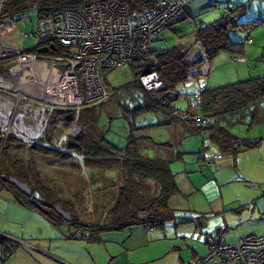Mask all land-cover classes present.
I'll list each match as a JSON object with an SVG mask.
<instances>
[{
  "label": "rangeland",
  "instance_id": "obj_1",
  "mask_svg": "<svg viewBox=\"0 0 264 264\" xmlns=\"http://www.w3.org/2000/svg\"><path fill=\"white\" fill-rule=\"evenodd\" d=\"M186 1L184 9L188 18L166 28L154 39L153 48L173 47L178 46L182 42L186 43V61L189 63L205 57L203 47L198 41V30L201 23H213L215 20L223 17L228 8L236 10L239 6H248V11L242 8L237 10L241 15L240 19L235 21L238 26L229 30L230 41L243 45L244 52L242 50V54L246 56L247 60L232 62L231 57L235 56L236 52L228 51V49L223 50L211 62H207L202 66V73L200 75L192 76L187 83L178 86L177 99L173 102V105L181 110H186L189 104H191L194 106V110L197 111L194 95L200 91L202 86L214 88L253 77L264 76V60L261 59L264 53V0ZM7 20L14 25V29L4 34L1 33V39L5 47L13 50H26L37 44V39L32 36L38 29L39 17L37 9L31 8L14 13ZM24 34H31V36L25 37ZM247 38L252 39V43L245 44ZM223 61L232 65L231 68H225L222 71L226 74L233 72L232 80H227L228 76H224L222 79L219 78L218 76L222 74L220 69L217 71L219 73L218 76H212L214 69L218 67L217 64H222ZM238 66H241L243 71L237 72L236 67ZM102 77L110 95L103 102L97 103L101 105L98 106L101 114L99 134L104 135V137L116 145L122 146L126 144L131 132L127 120L130 118L124 116V112L120 107V101L128 102L131 106H135L142 99L138 92L128 94L123 89L115 91L120 85L132 79L133 75L129 66L106 68L102 73ZM23 83L27 84L25 80ZM62 94L63 92L61 91L52 92L48 96L38 94V97L31 98L35 100L34 103L27 105V103L23 102L22 105L20 104L15 111V133L13 135L19 139L23 135L27 144H31L32 141H38L42 137L44 130L49 128V116L52 115L51 111L53 108L62 107L66 109L79 107L78 103H75L74 100L68 99L62 101ZM13 103L14 98L12 96L0 91V110H5V115L0 112L1 116H6L9 107ZM67 103H70V105ZM58 117L63 118V115H59ZM135 119V124L138 126L161 122V124L144 131L145 136L151 139V141L149 140L150 142L145 141L141 143L142 151L145 155L169 158L174 154L175 150L176 154L177 151L181 153L179 158H174L170 162L171 170L175 174L179 188V193L172 195L169 200L170 206L176 210V220H182L184 216L191 215L188 214L191 211H186L188 209L201 208L203 211L214 210L218 213H211L209 225H207V230L204 231H215L216 228L227 224L230 228L226 231L225 240L229 243L235 242L241 236L250 234L264 235V212L259 213L258 210L254 211L251 206L253 201H260V204H263L264 195L247 194L245 188L238 181L234 180L238 175L236 158L225 154L222 155L224 159H220L217 162V165L220 164L221 168L224 167L221 174L229 182L225 183L222 190L223 194H212V188L207 189L209 194H197L198 189L203 191L209 178L215 179L219 177L218 173L221 168L215 170L216 168L206 166L203 164L201 158L203 153L206 156L219 154L220 152L216 144L208 136L203 138L202 134L195 132L192 126H190L191 129L189 125L187 126L183 121H180L175 128L182 130L185 133V137L182 141H176L177 145L166 149L163 145L159 144L170 140V134L165 127L168 123L163 112L143 113L136 116ZM216 119L218 123L228 128L234 135L244 138L260 137L264 134V99L254 102L237 112L229 113L224 117L218 116L217 118L216 116ZM62 121L61 119L60 125ZM77 125L73 121L71 128L65 135L56 136L53 143L54 146L66 152L67 147L63 144L62 139L73 130H76ZM80 126V131L73 136L77 137L81 135L84 126ZM188 130H191V132ZM174 139H177V136H174ZM258 139H262L261 142H264V136ZM155 142L159 143L155 144ZM261 148H264V144ZM261 148L258 150H263ZM245 152L243 151L241 154H246ZM30 155L31 153L27 147L22 149L12 148L8 154V158L10 161L16 156L27 158ZM72 155V159L59 160L53 157L45 158L34 154L33 159L39 170V177L48 184L51 192L57 198L70 200L73 203L74 211L78 213L79 218H82L81 220L85 222L95 220L96 223L107 221L109 210L116 201L118 187L125 183L123 173L117 168L104 169L99 166H85L81 155H75V153ZM246 156L239 157L240 161H252L258 157V154L255 157ZM224 160H228L230 163L224 164ZM214 170L215 172H213ZM239 174L243 175L240 172ZM254 174L261 181H264V167H257ZM136 179L142 184L139 176H136ZM148 182L149 180L144 179L143 187L148 186ZM40 194L37 193V196H41ZM12 197L11 192L0 190V231H7L21 237L24 230L21 229L22 225L17 222L18 220L23 221L27 231L26 238L29 239L32 237V233H34L31 232L34 230L33 228L35 230L38 229L40 220L47 222V219L42 217L41 214L34 215L36 213L27 211L25 208L20 207L21 205H16ZM227 214L230 220H225V222L223 216ZM30 216H38L39 221L31 219ZM192 225L194 226L193 223ZM66 229L68 228L66 227ZM54 230L57 232L59 228L55 227ZM34 235L38 234L35 232ZM195 237L198 238L199 233ZM199 242L203 244L202 238H200ZM204 251H206L204 252V255H206L208 252V245L206 243ZM11 264H15V261Z\"/></svg>",
  "mask_w": 264,
  "mask_h": 264
},
{
  "label": "trees",
  "instance_id": "obj_2",
  "mask_svg": "<svg viewBox=\"0 0 264 264\" xmlns=\"http://www.w3.org/2000/svg\"><path fill=\"white\" fill-rule=\"evenodd\" d=\"M89 1L93 0H6L0 10V21L6 20L14 13L31 8L37 9L40 19L50 15L55 10L73 7ZM119 1L127 3L133 9L153 5L152 0ZM246 6H239L236 10L228 8L223 17L213 23H201L198 30V41L203 47L205 57L189 63L186 61V51L177 46L153 48V58L150 61H134L128 65L133 77L130 81L116 88L115 91L123 89L128 94L138 92L142 101L135 106L120 101L124 116L130 118L127 120L131 133L126 144L118 146L109 141L104 135L99 134L101 114L98 106L101 105L98 104L82 105L79 111L76 110L78 107L54 108L51 111L52 115L49 116L51 128L50 126L46 128L42 137L38 141H32L31 144L10 135L7 144L4 146L0 132V190L11 192L12 199L17 204L31 210H37L56 227L69 226V237L71 238L80 235V237L87 236L90 240H96L103 232L120 231L135 224H146L150 227L162 228L167 221L175 219V210L169 205L171 196L179 192L178 182L170 167V162L174 159V156L165 158L164 156L150 157L145 155L141 143L150 142L151 139L145 136L144 131L160 123L138 126L135 124V117L143 113L163 112L177 118L174 111H186L192 114L199 112L204 117L209 118L206 126L207 136L216 144L222 155H231L236 158L239 153L258 146L262 139H240L228 128L218 123L216 116L217 118L218 116L224 117L229 113L246 108L254 102L263 100L264 76L214 88L204 87L202 103L197 107V111L194 110V106L191 104L186 110H181L173 105V102L177 99L178 86L187 83L192 76L200 75L202 73L201 68L205 63L211 62L213 58L226 49L231 52L242 53L243 45L230 41L229 30L238 26L235 21L240 19L241 15L237 10L241 8L245 10ZM236 14H239L238 19H234ZM203 25L205 26L202 27ZM46 45L42 47L36 45L26 50L37 53L40 57L70 56L71 49L62 47L58 42H54L55 50L51 48L45 51L40 50ZM261 59L264 60V53ZM12 65L13 62L10 60H1L0 76L9 73ZM152 71L158 72L163 81V87L160 90L148 92L144 90L140 82V75ZM59 115H63V118H59ZM61 119L63 121L60 125ZM73 121L84 126V130L77 137L69 134L62 139L63 144L67 147V151L64 152L54 146V139L56 136L65 135L71 128ZM193 129L197 133L199 132V130ZM160 145H163L164 148L170 147L168 143ZM24 147L28 148L31 153L30 157L16 156L9 161L8 154L12 148L22 149ZM73 153L83 157L82 160L85 166H99L104 169L117 168L123 173L125 183L118 187L116 201L109 210L107 221L100 223L94 221L91 223L81 220L78 213L74 211L73 203L70 200L57 198L51 192L48 184L39 177V170L33 159L34 154L45 158L53 157L59 160H69L73 158ZM180 156L181 153L177 152L175 158ZM136 176L141 178L142 184L138 182ZM13 177L29 183L33 188V194L28 196L11 183L9 179ZM144 179L149 180L148 186L143 187ZM35 192L41 193V196L35 197ZM57 203L72 213L73 219L71 221L66 220L55 210L54 205ZM141 214H148V216L141 220ZM71 229L75 231H71ZM5 235H0V264H5L15 251L22 246L20 241L9 239V236Z\"/></svg>",
  "mask_w": 264,
  "mask_h": 264
},
{
  "label": "built area",
  "instance_id": "obj_3",
  "mask_svg": "<svg viewBox=\"0 0 264 264\" xmlns=\"http://www.w3.org/2000/svg\"><path fill=\"white\" fill-rule=\"evenodd\" d=\"M6 0H0V10ZM153 5L133 9L119 0H93L73 7L55 10L40 18L38 29L32 34L41 47L58 42L71 49L70 56L56 58L40 57L28 50H13L1 45L0 61L10 60L13 65L5 75L7 82L0 84V91L14 98L8 113L0 122V132L5 146L14 132L16 109L23 102L34 103L31 98L38 94L48 96L52 92H63L61 100H74L80 106L103 102L110 95L102 73L105 68L128 67L131 62H148L153 58V41L166 28L188 18L184 9L186 0H152ZM248 11V7H245ZM239 14L234 15L238 19ZM203 25L202 27H204ZM1 27V25H0ZM30 37L31 34H24ZM248 39L246 43H251ZM35 45V46H36ZM246 56L236 53L231 61H245ZM27 84H24L23 81ZM145 91L152 92L163 87L157 71L140 75ZM201 88L195 95L196 107L202 103ZM70 105V103H67ZM75 108V107H74ZM174 115L185 124L207 136L209 118L201 113L174 111ZM219 153L204 156L203 163L217 168ZM228 226L218 228L217 233L206 234L208 252L185 264H264V235L250 234L235 242H226Z\"/></svg>",
  "mask_w": 264,
  "mask_h": 264
},
{
  "label": "crops",
  "instance_id": "obj_4",
  "mask_svg": "<svg viewBox=\"0 0 264 264\" xmlns=\"http://www.w3.org/2000/svg\"><path fill=\"white\" fill-rule=\"evenodd\" d=\"M0 25V42L1 45L4 46L3 40L1 39V33L4 34L5 32L7 33L11 31L14 29V25L7 19L1 20ZM177 47L187 51L186 43L182 42ZM217 66L218 67L214 69L212 76L219 75V73H217L218 69H220L222 72L225 70V68H231L232 65L223 61L222 64H217ZM236 71L240 72L243 70L241 69V66H238L236 67ZM6 74L0 76V84L6 83L13 86V83L15 82H7V77H5ZM224 76H228L227 80H232L233 72L227 74L222 72V74H220L218 77L222 79ZM204 87L206 86H202L201 88ZM0 112L5 115L4 109H1ZM4 115H0V122ZM164 115L166 122L168 123L165 125V127L170 134V140L163 143H158H168L170 147H173V145H177L176 141L183 140L185 133H183L182 130L175 128V126L180 123L181 120L171 116L170 114ZM159 123L161 124V122ZM24 132L26 133L25 130ZM189 132H191V130ZM28 133L30 132L28 131ZM174 136H177V139H174ZM261 136H264V134ZM180 137H182L181 140H179ZM260 137L239 138L244 140H255ZM20 138L24 140L25 136L23 137L22 135ZM158 143L155 142V144ZM263 144L264 142H261L258 146L246 150V154L240 153L235 159L238 167V175L234 178V180L238 181V183H240L245 188L247 194L264 195V181H261L254 174L257 167H264V148H261ZM167 147L166 149H169V147ZM260 148L263 150H258ZM255 153L258 154V157H256L254 160L248 162L240 161L239 157H247L246 155L255 157L257 155ZM173 156L175 158L176 150L171 157ZM204 156H206L205 153H203L201 156L202 162ZM220 159H224L223 156ZM220 159L216 160L217 168L215 170H219L221 168L220 164L217 165V162ZM223 163L229 164L230 161L228 162V160H224ZM215 170L213 172H215ZM223 170L224 167L220 169V172L218 173L219 177L215 179L209 178L204 186L203 191L198 189L196 193L209 194L207 189L212 188V194H223L222 190L225 186V183H229L224 177H222L223 174L221 173ZM239 172L244 176H241ZM15 204L20 206L16 202ZM251 206L254 211L258 210L259 213L264 212V203L260 204V201H253ZM25 209L27 211L29 210L33 213H36L34 215L41 214L37 210H31L28 208ZM186 211H191V213H188L191 215L184 216L185 219L183 218L182 220L175 219L168 221L162 228H154L146 224H135L120 231L103 232L96 240H90V238L87 236L80 237V235L75 238L69 237L70 228L67 225L58 227L59 231L55 232L54 229L56 226L42 214L41 216L47 219V222L40 220L38 229L35 230V228H33V231L30 230L34 233H32L31 238L27 239L26 226L24 225L23 221L18 220L17 223L22 225L21 229L24 230L21 237L15 236L7 231H0L1 235L7 234L9 237L20 241L22 244V246L15 251L13 256L5 264H11L14 261L15 264H185L192 258L201 257L205 254V235L209 233L214 234L218 229L216 228L215 231H204L207 230V225H209V217L211 213L213 214L218 212L214 210L203 211L201 208H196L194 210L188 209ZM30 217L31 219L39 221L38 216ZM223 218L224 221L230 220L228 214L224 215ZM94 221L89 222L93 223ZM192 223L195 227L192 225ZM227 226L230 228L229 225ZM66 227L68 229H66ZM73 231L75 230L73 229ZM35 232L38 235H34ZM197 233H199L198 238L195 237ZM200 238H202L203 244L199 242Z\"/></svg>",
  "mask_w": 264,
  "mask_h": 264
},
{
  "label": "water",
  "instance_id": "obj_5",
  "mask_svg": "<svg viewBox=\"0 0 264 264\" xmlns=\"http://www.w3.org/2000/svg\"><path fill=\"white\" fill-rule=\"evenodd\" d=\"M50 48L53 49V50L56 49L55 45L54 44H51L50 46H45V47L41 48L40 50L45 51V50H48ZM80 128H81V126L80 125H77L76 130H73L70 134L72 136L73 135H76L80 131ZM9 180H10L11 183H13L14 185H16L26 195L30 196V195L33 194V188L30 186L29 183L24 182L22 180H19V179L15 178V177L10 178ZM37 193L38 192H35L34 193V196L35 197H39V196H37ZM54 208L66 220L71 221L73 219L72 213L70 211L66 210L61 204H58V203L55 204L54 205ZM147 216H148V214L140 215V219L141 220H144L145 218H147ZM9 239H14V238L9 237Z\"/></svg>",
  "mask_w": 264,
  "mask_h": 264
},
{
  "label": "bare ground",
  "instance_id": "obj_6",
  "mask_svg": "<svg viewBox=\"0 0 264 264\" xmlns=\"http://www.w3.org/2000/svg\"><path fill=\"white\" fill-rule=\"evenodd\" d=\"M198 133H200V132H198ZM201 134V133H200Z\"/></svg>",
  "mask_w": 264,
  "mask_h": 264
}]
</instances>
